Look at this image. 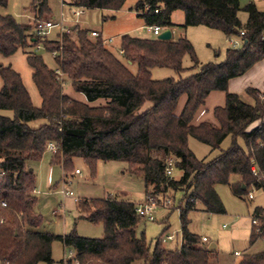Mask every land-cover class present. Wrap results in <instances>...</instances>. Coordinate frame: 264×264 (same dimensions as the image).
<instances>
[{"label": "trees", "instance_id": "obj_1", "mask_svg": "<svg viewBox=\"0 0 264 264\" xmlns=\"http://www.w3.org/2000/svg\"><path fill=\"white\" fill-rule=\"evenodd\" d=\"M126 1L74 3L86 9L119 12ZM47 2L34 0L31 9L40 16L46 14ZM146 4L151 6L150 12L138 16L147 27L173 28V13L182 11L184 28L204 26L222 32L230 41L239 37L242 45L228 49L224 62L202 65L186 37L162 41L125 35L119 58L103 45V39L94 42L88 31L75 28V39L64 34L43 44L48 53L60 50L55 58L57 67L87 102L65 94L56 72L43 57L27 51V64L42 100L40 107L34 106L21 75L0 65V199L8 204L2 211L6 221L0 224V264H54L55 242L74 251L80 264H210L215 251H209L203 239L189 230V214L197 210L196 203L210 215H224L226 209L216 186L229 185L237 197L249 195L251 188L264 192V92L246 89L251 103L229 92L231 80L264 60V12L254 4L242 7L239 0H141L134 10L139 12ZM7 6L8 0H0V9ZM158 8L159 14H155ZM240 11L248 14L245 24L238 16ZM31 30L12 16L0 14V55L8 58L20 49L34 48V39L35 43L41 41L28 35ZM186 56L193 62L189 70L195 72L189 77L152 78L155 68L180 76L186 71ZM129 65H135L137 73ZM212 92L226 94L225 106L213 111L216 123L194 124ZM183 96L186 102L178 115ZM100 99L107 100L106 106H89ZM4 112H11L12 117ZM32 121L45 124L33 127ZM228 137L231 146L211 160L197 159L188 144L194 138L216 150ZM51 142L59 148L54 162L65 172L74 171L75 159H83L92 175L98 161H121L128 164L133 176L144 180L147 201L160 203L165 195H172L174 202L181 191L185 204L179 209L181 248L163 247L160 237L151 247L144 233L137 234L143 219L137 215L138 205L112 198L77 202L81 218L103 224L102 239L84 238L76 231L65 235L39 231L43 219L36 213V176L31 168L43 159ZM172 159L181 174L179 179L166 176ZM253 167L258 169L257 177ZM253 215L263 217L264 209L255 208ZM256 240L253 232L252 246ZM238 264H264V251L245 254Z\"/></svg>", "mask_w": 264, "mask_h": 264}, {"label": "rangeland", "instance_id": "obj_2", "mask_svg": "<svg viewBox=\"0 0 264 264\" xmlns=\"http://www.w3.org/2000/svg\"><path fill=\"white\" fill-rule=\"evenodd\" d=\"M34 0H8V6L5 9H0V14L12 16L19 24L32 27L29 36L34 34V28L38 21L55 19L59 22L62 20L61 13L65 14V22L69 31L64 33L75 39L76 34L72 28L75 27L82 31H88V38L93 39L89 32L98 30L102 33L104 40L112 39V42L107 47L117 57L121 58V39L125 35H130L137 38L152 39L155 36L146 26L144 20L139 17L134 10L138 2L141 0H127L123 9L119 12H112L98 9H85V14L75 22V17L72 15L73 9L71 6L62 7L61 0H48L49 11L46 14L38 15L31 9ZM75 1V0H74ZM242 7L248 4H254L257 9L264 12V0H239ZM238 16L243 24L248 20V14L240 11ZM174 27L173 38L179 39L186 37L193 45L199 62L204 65L207 63H221L226 59V51L230 48H240L242 45L241 38L236 37L231 41L220 31L213 30L204 26L184 28L185 15L182 11L173 13L171 17ZM63 34V35H64ZM59 35L58 30H54L48 41H55ZM62 36V35H61ZM59 37V36H58ZM60 38V37H59ZM157 38V37H156ZM29 50L20 49L11 57L5 58L0 55V65L10 66L18 74L21 75L23 83L29 92L32 102L35 107H40L42 100L39 92L32 80L33 70L27 64V51H34V48L29 47ZM43 57L47 66L56 70L57 65L55 58L47 51L35 52ZM183 66L186 69L180 76L174 71L163 68H155L151 71L152 78L156 81L165 80L168 78H186L195 73L189 69L193 66V62L189 56H186L183 61ZM133 73H137L135 65H129ZM3 86V81L0 77V89ZM70 82H66L64 93H71V98L79 101L85 98L82 94L76 93L71 89ZM224 93V92H222ZM84 100V101H85ZM107 100L100 99L96 102L89 103L91 107L106 106ZM186 102V97L183 96L180 100L177 114L181 113ZM215 103L213 100L205 103L200 112L204 109L207 112L205 118L200 119L198 113L194 124H199L204 121L216 123L212 115V109ZM209 108V109H208ZM5 115L12 117L11 112H4ZM33 127H40L45 122L32 121ZM41 124V125H40ZM40 125V126H39ZM232 140L228 137L220 146L219 149L213 150L208 145L202 144L194 138L189 139V148L199 160H211L221 151L227 150L231 146ZM239 144L244 146L242 140ZM48 152V151H46ZM51 156L44 157L40 162L32 164L34 174L36 176V188L39 194L36 196V209L43 219V224L39 231L54 235H65L72 231L84 238L102 239L104 237L103 224H93L81 218L78 210L79 200L104 199L112 198L121 201H130L136 205L145 203V183L141 177L133 176L129 171L128 164L121 161H98L96 172L94 175L83 159L73 160V172H65L62 165H51ZM53 170L52 189L47 180V173ZM80 170L81 174L76 175L75 170ZM67 175V177H65ZM181 174L175 170L174 177L179 179ZM66 178L67 183L63 182ZM236 181L233 177L232 182ZM66 189L74 194L73 198H65L61 191ZM216 191L221 198L226 214L210 215L205 212L204 208L196 203L197 210L189 214V230L191 233L206 238L205 246H216L215 256L212 257L210 264H238L242 257H236L235 252L243 255L254 254L264 251V242L262 239L256 240L255 244L251 245V236L254 232L252 225V216L255 208L264 209V192L251 188L249 192H253L254 199L235 196L229 185H218ZM35 195V194H34ZM113 195V196H111ZM170 198L171 204L168 208L163 206L158 207L155 211L154 222H149L141 219L137 234L140 236L145 234L147 242L154 246L157 238L167 229L166 234H175L174 242H169L163 245L167 249H180L182 245L181 225L179 220V209L184 207L182 203L183 193L177 192L172 201V195H165ZM36 212V213H37ZM164 233V234H165ZM167 237V236H165ZM161 239L163 237H160ZM65 248L60 242L53 244V260L54 264H61L64 256ZM46 264V263H40Z\"/></svg>", "mask_w": 264, "mask_h": 264}, {"label": "built area", "instance_id": "obj_3", "mask_svg": "<svg viewBox=\"0 0 264 264\" xmlns=\"http://www.w3.org/2000/svg\"><path fill=\"white\" fill-rule=\"evenodd\" d=\"M61 4L62 7H69L71 6V9H73L72 11V15L75 17V22H78V19L80 17H82L85 14V9L82 6H77L74 3V0H61ZM151 10V6L149 4H146L144 6V8L137 12L140 15H147L148 12H150ZM160 9H155L154 13L155 14H159ZM61 17L62 20L57 22L55 21V19H50V20H41L38 21L37 24L35 25L34 28V34H31V37H36L38 38L41 42L40 43H35L37 40L34 39V50L35 52H41V51H46V47L43 44L44 41L48 40L52 34L54 30H58L59 31V35H63L64 33L68 32L69 29L66 26V20H65V14L62 12L61 13ZM149 30L151 31V33L155 36L158 37V35H160L164 30L166 29H170L172 31V34L174 32V30L172 28H165V27H161L159 25H155V26H150L148 27ZM244 33H242L243 35ZM89 35L93 38V39H99L100 33L98 32H91L89 33ZM112 42V39L110 40H103V45L107 46L109 45V43ZM61 49V48H60ZM52 56L54 58H57L60 55V50H55L52 53ZM120 54H123V51L120 50ZM56 75H57V80L61 82L62 86L65 87L67 79L65 77V75L63 74L62 70L57 67V69L55 70ZM58 130H61V127H58ZM58 146L51 142L48 144L47 146V151L52 153V154H56L58 152ZM174 172H175V161L169 160L167 163V168H166V176L169 178H172L174 176ZM252 172L253 174L257 177L259 175L258 169L256 167L252 168ZM76 174H81L80 170H76L75 172ZM36 192V190H35ZM34 192V193H35ZM61 193L63 194L64 197H74V194L72 192L69 191H61ZM248 198L254 199V194L253 192H250L248 195ZM171 204V200L170 198L164 197L160 203L156 202L155 200H148L145 203H142L140 205L137 206V215L141 218H143L146 221L149 222H154L156 220L155 218V211L156 209H158L159 205L163 206L165 209L168 208V206H170ZM8 208V204L7 202L3 201L0 199V224H4L5 223V217L2 214L3 210H6ZM252 225H253V229H254V234L258 239H262V241L264 242V216L263 217H257V216H252ZM176 236L173 235H169L167 237L162 238V244H166L169 242H172L173 240H175ZM203 242H207L206 238H203ZM236 257H242V254L239 252H235L234 254ZM62 264H80V262L77 259V256L75 254L74 251L72 250H68L65 251L64 256L62 258Z\"/></svg>", "mask_w": 264, "mask_h": 264}, {"label": "crops", "instance_id": "obj_4", "mask_svg": "<svg viewBox=\"0 0 264 264\" xmlns=\"http://www.w3.org/2000/svg\"><path fill=\"white\" fill-rule=\"evenodd\" d=\"M137 13V12H136ZM138 15V13H137ZM98 32L100 33V36L102 37V33L98 30H92L90 31L89 33L91 32ZM57 37V36H56ZM103 39V38H102ZM104 40V39H103ZM248 88H253V89H257L261 92H264V60H262L261 62H259L258 64H256L248 73H246L244 76L242 77H239V78H236V79H233L230 81L229 83V92L231 93H234V94H238L240 95L246 102H249L251 103L252 100L250 99V97H248V95L246 94V89ZM72 89V88H71ZM73 90V89H72ZM74 92V90H73ZM66 94L70 97L71 96V93L69 91L66 92ZM84 96V95H83ZM77 100V99H76ZM85 100V99H84ZM83 100V97L81 100H79L80 102H87L86 100L84 101ZM209 100H213L214 103H215V106L214 108L212 109V115H213V111L215 108L217 107H224L225 104H226V94L225 93H222V92H212L205 103L209 102ZM107 102V101H106ZM149 107V105H147ZM209 109V108H208ZM207 110L205 112V110L203 109L201 112H200V119L202 120L203 118H205L206 114H207ZM209 113V112H208ZM41 125V124H40ZM39 125V126H40ZM256 125H254L253 127H255ZM252 127V128H253ZM47 156H51L50 158V161H51V165L53 167V165H60L56 162H54V154L50 153V152H46L44 157H47ZM43 157V158H44ZM52 167H50V171L47 173V180H48V184L50 186V188L52 189V183H53V170H52ZM32 171L34 172V168L32 167L31 168ZM78 170V169H77ZM76 174V173H75ZM76 175H80V174H76ZM65 177H67V175H65ZM63 178V182L67 183L66 181V178ZM37 187V186H36ZM63 191V190H62ZM64 191H67L66 189H64ZM35 196H37L39 194V190H37L36 188V192L34 193ZM62 194V193H61ZM63 195V194H62ZM113 196V195H111ZM65 198H71V197H65ZM147 200H145L146 202ZM77 203V202H76ZM140 205V204H139ZM36 212H37V209H36ZM37 214H39L37 212ZM41 216V215H40ZM173 235V234H171ZM175 235V234H174ZM165 236H168V234H163V235H160L159 237H165ZM176 239V238H175ZM203 239V238H202ZM175 240H173L172 242H174ZM216 249V248H215ZM214 249V250H215ZM66 251V250H65ZM62 261V260H61Z\"/></svg>", "mask_w": 264, "mask_h": 264}, {"label": "water", "instance_id": "obj_5", "mask_svg": "<svg viewBox=\"0 0 264 264\" xmlns=\"http://www.w3.org/2000/svg\"><path fill=\"white\" fill-rule=\"evenodd\" d=\"M74 29H75V27L72 28V30H74ZM172 37H173L172 31L170 29H166L160 35H158L157 39L162 40V41H169L172 39ZM31 171H32V169H31ZM215 248H216V246L214 244H212L209 247V251H214Z\"/></svg>", "mask_w": 264, "mask_h": 264}]
</instances>
